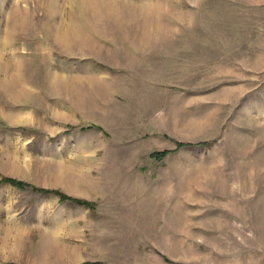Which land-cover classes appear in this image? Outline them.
I'll list each match as a JSON object with an SVG mask.
<instances>
[{
    "label": "rangeland",
    "instance_id": "rangeland-1",
    "mask_svg": "<svg viewBox=\"0 0 264 264\" xmlns=\"http://www.w3.org/2000/svg\"><path fill=\"white\" fill-rule=\"evenodd\" d=\"M84 263L264 264V0H0V264Z\"/></svg>",
    "mask_w": 264,
    "mask_h": 264
},
{
    "label": "trees",
    "instance_id": "trees-1",
    "mask_svg": "<svg viewBox=\"0 0 264 264\" xmlns=\"http://www.w3.org/2000/svg\"><path fill=\"white\" fill-rule=\"evenodd\" d=\"M165 154V153H164ZM160 157V155H158ZM4 183H7V184H10L14 187H17V188H22L23 187V184L15 181V180H12V179H3L2 180ZM40 192L42 193H53V194H56L60 197V200H69V201H72V202H77L78 204H81L83 206H87L89 207L90 204H88L87 202H84V201H81V200H75V199H72V198H68L66 196H64L63 194L59 193V192H55V191H43V190H40ZM84 264H92V263H84Z\"/></svg>",
    "mask_w": 264,
    "mask_h": 264
}]
</instances>
